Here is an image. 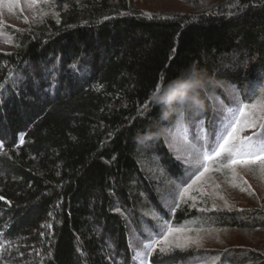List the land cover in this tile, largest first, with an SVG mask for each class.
<instances>
[{
	"label": "trees",
	"instance_id": "16d2710c",
	"mask_svg": "<svg viewBox=\"0 0 264 264\" xmlns=\"http://www.w3.org/2000/svg\"><path fill=\"white\" fill-rule=\"evenodd\" d=\"M0 31L12 37H0L11 47L0 49V264H141L133 257L154 225L164 232L167 225L264 230L263 206L182 201L194 172L164 135L134 139L138 130L178 122L160 120L151 94L169 81L162 74L173 79L193 63L213 80L197 113L209 134L214 96L229 107L233 95L255 102L264 86V0H223L189 12H150L130 0H60L45 21L28 28L0 21ZM213 257L214 264H264V249L163 256L157 249L144 261Z\"/></svg>",
	"mask_w": 264,
	"mask_h": 264
},
{
	"label": "snow or ice",
	"instance_id": "6c2138e0",
	"mask_svg": "<svg viewBox=\"0 0 264 264\" xmlns=\"http://www.w3.org/2000/svg\"><path fill=\"white\" fill-rule=\"evenodd\" d=\"M5 0H0L3 4ZM11 2L19 3V0H11ZM29 4L47 3L48 0H28ZM46 12H41L38 18L46 16ZM58 15V14H57ZM27 21V17H25ZM0 37L4 38L5 43H12V37L5 32L0 31ZM19 46V45H17ZM174 51V50H173ZM75 68V65L72 66ZM163 81L171 80L167 73L160 76ZM160 85H156L155 90L160 89ZM4 85L0 84V89ZM261 95L258 96L253 103H244L238 95L231 97L233 106H227L223 101L217 105L215 116L216 120L213 124V131L210 135L204 128L205 120H197V113L202 114L199 108L192 112L191 135L189 134L190 125L185 120L178 122L171 128H166L167 137L174 144L180 145V151L187 155L185 163H194L197 166L198 175L191 184H187L180 192L182 199L185 194L189 193L194 185L198 184L206 173L212 170V165H218L216 171H229L233 177L237 176V165L256 166L259 173L264 176V86L259 89ZM247 133V134H245ZM23 136L20 137V143H23ZM4 149V142L0 140V151ZM203 169L200 171V169ZM4 197L0 196V200ZM179 204H174L172 211L179 208ZM120 211L119 208L116 209ZM166 223V222H165ZM182 231L174 229L167 225V231L161 230L159 225H154V231L147 230L145 239L147 242L140 241L143 251H136L133 259H140L141 264L153 253L157 252L161 256L176 248H186L192 245L199 246L201 237L185 236L180 243H174L170 237L174 233ZM3 245H0L2 248ZM159 260V258H158Z\"/></svg>",
	"mask_w": 264,
	"mask_h": 264
},
{
	"label": "rangeland",
	"instance_id": "374dc122",
	"mask_svg": "<svg viewBox=\"0 0 264 264\" xmlns=\"http://www.w3.org/2000/svg\"><path fill=\"white\" fill-rule=\"evenodd\" d=\"M130 1L139 8L150 12H189L196 11L203 6H208L209 4H214L223 0ZM59 3L60 0H48L47 3L42 2L30 5L28 0H19V3L11 2V0H5L3 4H0V21L13 23L16 26H25L27 28L32 27L35 23L45 21L48 19L49 15L54 14L57 7H59ZM41 12H46L47 15L38 18ZM25 17H27V21L25 20ZM6 45L7 44L0 43V49L9 50L11 48L10 46L6 47ZM229 92L231 93V89ZM213 100L216 105H218L220 101H223L220 96H214ZM190 122H192V120ZM205 126L206 124L204 125V128H206ZM189 132H191V124ZM209 135L211 141V133ZM166 137L167 133L164 135L167 145L171 148L174 155L180 159L181 163L186 164V167L189 168L188 172H194L192 180L195 179V175L199 174L197 172V166L194 163H185V160L188 157L184 152L180 151V145L178 143L174 144L170 139H166ZM216 167H218V165H212V170L206 173L202 180L190 189L189 193L184 195L182 201L196 203V201L198 202L200 200L208 199L209 201L207 200V203H209V205L205 204L203 207L208 206L211 208L222 207L239 209L252 206L264 207V176L259 173L256 166L237 165L236 170L238 175L235 177H233L232 173L229 171H216ZM202 170L203 169L201 168L200 171ZM192 180L189 183H185L181 187V190L186 187L187 184H191ZM180 230L182 231L176 232L173 237H170V239L174 240V243L182 242V239L185 236L196 237L199 235L201 237L199 246L192 245L183 248L182 250L194 249L203 251L224 250L227 248L244 250L249 248L264 249V230L250 232L236 228L220 229L209 227H203V229ZM173 249L181 248H176L174 246ZM210 259L200 264H214L217 260L216 257ZM143 264L147 263L144 261Z\"/></svg>",
	"mask_w": 264,
	"mask_h": 264
},
{
	"label": "clouds",
	"instance_id": "9594fccd",
	"mask_svg": "<svg viewBox=\"0 0 264 264\" xmlns=\"http://www.w3.org/2000/svg\"><path fill=\"white\" fill-rule=\"evenodd\" d=\"M213 83L205 68L193 63L179 76L169 80L160 89L154 90L151 100L154 106L161 110L160 120L167 121L175 116L183 121L193 111L202 108L204 101L202 92ZM166 134V129L159 125H152L147 130H138L134 139L140 142L152 140Z\"/></svg>",
	"mask_w": 264,
	"mask_h": 264
}]
</instances>
